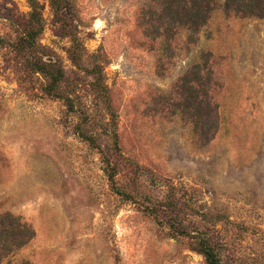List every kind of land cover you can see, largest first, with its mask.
Returning <instances> with one entry per match:
<instances>
[{
	"label": "rangeland",
	"instance_id": "374dc122",
	"mask_svg": "<svg viewBox=\"0 0 264 264\" xmlns=\"http://www.w3.org/2000/svg\"><path fill=\"white\" fill-rule=\"evenodd\" d=\"M38 3L0 0V264H264V0Z\"/></svg>",
	"mask_w": 264,
	"mask_h": 264
},
{
	"label": "trees",
	"instance_id": "16d2710c",
	"mask_svg": "<svg viewBox=\"0 0 264 264\" xmlns=\"http://www.w3.org/2000/svg\"><path fill=\"white\" fill-rule=\"evenodd\" d=\"M31 6H32V9L33 11L30 12V17L33 18V14L35 11H37V8L39 6V3H38V0H29ZM59 14V12H58ZM39 28H40V24L37 23ZM31 28V27H29ZM34 31H29L28 33H25V35H23V43L25 42L26 44L32 46V47H37V41L35 40V37H34ZM25 45V44H24ZM109 107V106H108ZM111 109V107H109V110ZM111 123H108V125H110L109 129L111 131H108L111 135L115 136L117 133H116V130L114 129V123H115V120L113 119V121L111 120L110 121ZM84 139H86L87 141H89L90 143H94L95 139H96V136L95 135H89V134H86L85 132H83L81 129H79L77 131ZM116 142H117V138H116ZM116 148H119V145H118V142L116 143ZM98 148H101L100 152L102 153V159L104 160V162H106V172L109 176V179L115 183L116 180H115V176L117 174V165L114 163V161H112V159L107 155L105 154V152L103 151L101 145H98ZM122 192V191H120ZM125 193V192H124ZM204 240L203 241V253L204 255L206 256L207 258V261H208V264H220V258H219V255L217 254V250L215 249V247L207 241L206 238L202 239Z\"/></svg>",
	"mask_w": 264,
	"mask_h": 264
}]
</instances>
